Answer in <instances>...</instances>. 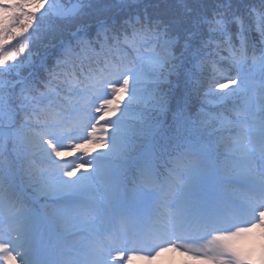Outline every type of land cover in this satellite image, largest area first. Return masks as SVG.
Wrapping results in <instances>:
<instances>
[{
  "label": "snow or ice",
  "instance_id": "6c2138e0",
  "mask_svg": "<svg viewBox=\"0 0 264 264\" xmlns=\"http://www.w3.org/2000/svg\"><path fill=\"white\" fill-rule=\"evenodd\" d=\"M0 10V74L9 78L0 101L9 113L7 135L28 168L40 175L51 172L35 158L46 145L57 161L81 158L62 170L64 177L91 171L92 163L83 158L109 148L114 125L108 121L125 108L121 131L138 125L152 133L172 123L181 133L182 146L172 153L161 146V158L172 157L165 161L174 165L171 176L202 168L210 145L219 175L230 165L258 201L236 205L235 213L251 217L247 226L213 231L195 250L208 261L242 264L247 252L236 238L264 228V0H0ZM18 41L23 42L14 46ZM93 63L105 65L98 79ZM76 74L82 76L81 86L73 93L87 96L91 90L100 106L94 118L91 104L69 112L73 119L94 122L68 130L87 128V134L82 143L64 151L49 138L60 122L36 119V113L50 107L54 98L61 100L60 93ZM158 168L159 160L150 158L135 176L137 188L154 192ZM115 184L109 185V193ZM120 216L132 225L144 218ZM105 222L106 215L94 203L65 214L62 223L76 239L71 247L64 246L62 264H133L137 257L151 259L179 248L169 243L154 256H140L119 246L134 240L104 246L99 238ZM183 226L181 213L177 227ZM0 264H21L19 252L2 237Z\"/></svg>",
  "mask_w": 264,
  "mask_h": 264
},
{
  "label": "trees",
  "instance_id": "16d2710c",
  "mask_svg": "<svg viewBox=\"0 0 264 264\" xmlns=\"http://www.w3.org/2000/svg\"><path fill=\"white\" fill-rule=\"evenodd\" d=\"M2 2H11V0H2ZM136 0H133L135 3ZM151 2V0H150ZM168 0H161V3H167ZM2 12V10H0ZM46 23V21H42ZM20 42H14V46H18ZM221 55L226 56L227 53H221ZM93 68L97 69V72L94 73V78L100 72H103L105 65H97L93 63ZM210 70V65H209ZM27 73H25L26 75ZM78 77V83H76V88L80 87V81L82 76L76 74ZM9 78L3 74H0V96H3L8 87ZM85 83H90V81H85ZM17 89V93H18ZM75 94V93H73ZM54 95V94H53ZM62 99L56 100L53 99V103L46 110L41 112L39 109L36 113V119L39 120H51L52 113L56 110H66L72 109L74 99L70 94L63 90L60 93ZM80 96V95H78ZM127 108L122 109L121 116L116 117V120L122 126L124 123V116ZM131 118V114L129 115ZM16 127H19V119L13 117ZM9 126V113L3 104L0 101V128L8 131ZM36 131L43 132L44 128H37ZM128 136H120V140L123 143V146L120 147L119 151L121 155L118 156V160L121 161V165L124 166H133L134 167V177L136 176L138 170L149 163L150 158L153 161L159 160V165L161 166L163 161H165V155L161 158V146H164L165 153H172L176 151L180 146H182V136L177 127L169 123L162 130L158 132H146L141 130L140 126L125 131ZM209 152L211 158L214 159L216 163L215 153L212 151L211 146L204 152ZM35 158L40 164H49L52 160L50 157V152L46 145H42L38 153H36ZM172 159V157H171ZM169 159V160H171ZM204 166L207 167V161L205 156ZM172 164H169L171 166ZM217 167V166H216ZM39 174L34 170L28 168V162L25 161V156L19 150L14 148L12 138L7 135L3 138H0V198L4 201L5 204L13 203L12 205H18L20 207L19 211L27 208L29 211L36 210L35 199L38 198V178ZM165 177L166 174H165ZM162 180V179H160Z\"/></svg>",
  "mask_w": 264,
  "mask_h": 264
},
{
  "label": "rangeland",
  "instance_id": "374dc122",
  "mask_svg": "<svg viewBox=\"0 0 264 264\" xmlns=\"http://www.w3.org/2000/svg\"><path fill=\"white\" fill-rule=\"evenodd\" d=\"M107 98V97H104ZM94 100V99H93ZM100 100V99H98ZM98 107L96 104L91 108V112H95V108ZM94 121V120H93ZM111 143L109 144V149H111ZM97 176V175H96ZM98 182H102V177L98 178ZM91 182V181H90ZM91 184H93L91 182ZM129 192L127 195L129 196L130 190L134 189L133 186H129ZM94 193H96L95 197L98 200L104 201L109 200L112 196L109 192L106 191H98L94 189ZM132 201L135 202V198H131ZM168 200L159 203L154 197L149 198L148 201L145 202L147 208H139L138 214L144 215V218L141 220L143 222L145 220V213L151 214L154 212L155 222L151 225L147 223V227L145 228V242L136 241V243H128L127 248L133 249L138 246L139 248H144L145 253H150V255H155V252L159 247H167L169 243L178 244L179 248L167 252H163L157 259L160 261H167L168 264H206L208 260L198 257L196 255V249L201 247L206 241L200 242H192L185 240V238H180L182 233H189L190 230H185V224H188L189 227H194V232H200L201 230H207L209 232L223 230L221 225L216 228H211L208 224V217L205 214V208L207 206L206 199L203 195L192 197L186 204L185 207H181L177 204H170L167 202ZM156 207V208H155ZM155 208V210H153ZM0 209L2 207L0 206ZM182 213V221L184 223L183 227H177L178 217ZM127 215V213L121 212L119 209L114 212L111 216L110 224L107 229L108 234L106 237L104 235H100V237L104 240V246H111V239L115 237H123L125 235V225L127 219L120 216ZM202 215V220L199 222L198 217ZM146 224V223H145ZM199 224V227H198ZM4 227L7 231L11 233L16 232L12 225L5 224ZM255 231L259 232V229ZM111 237V239L109 238ZM126 237V235H125ZM131 237L128 238L130 240ZM196 239V238H195ZM131 241V240H130ZM237 242V241H236ZM191 248L192 251L185 253V248ZM19 252V259L21 264H40L43 262H38L35 259V256L32 252H28L27 249H15ZM146 264V261L143 262Z\"/></svg>",
  "mask_w": 264,
  "mask_h": 264
},
{
  "label": "clouds",
  "instance_id": "9594fccd",
  "mask_svg": "<svg viewBox=\"0 0 264 264\" xmlns=\"http://www.w3.org/2000/svg\"><path fill=\"white\" fill-rule=\"evenodd\" d=\"M164 252H167V250ZM162 253H159L157 256L151 259H145L146 264H168L167 261H160L157 259ZM243 262L244 264H264V228L259 230V240L254 245V251L247 253ZM206 264H222V262L207 261Z\"/></svg>",
  "mask_w": 264,
  "mask_h": 264
}]
</instances>
